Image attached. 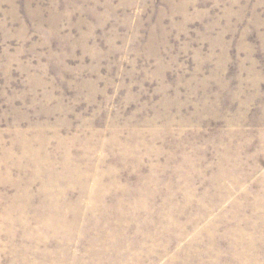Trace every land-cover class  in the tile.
Returning a JSON list of instances; mask_svg holds the SVG:
<instances>
[{
    "label": "rangeland",
    "instance_id": "374dc122",
    "mask_svg": "<svg viewBox=\"0 0 264 264\" xmlns=\"http://www.w3.org/2000/svg\"><path fill=\"white\" fill-rule=\"evenodd\" d=\"M0 264H264V0H0Z\"/></svg>",
    "mask_w": 264,
    "mask_h": 264
},
{
    "label": "bare ground",
    "instance_id": "6f19581e",
    "mask_svg": "<svg viewBox=\"0 0 264 264\" xmlns=\"http://www.w3.org/2000/svg\"><path fill=\"white\" fill-rule=\"evenodd\" d=\"M21 139V138H20ZM25 140V139H24ZM21 141V140H20ZM25 142V141H24ZM21 143V142H20ZM23 144V143H22ZM25 144H26V142H25ZM18 145V144H17ZM27 145V144H26ZM30 146V145H29ZM19 147H24V145L23 146H19ZM28 149V148H27ZM37 151V150H36ZM35 153V152H34ZM20 154V153H19ZM32 154V153H31ZM46 155V154H45ZM29 156V155H28ZM37 156V155H36ZM40 156V155H39ZM38 157V156H37ZM25 158V157H24ZM30 158V157H29ZM40 158V157H39ZM35 159V158H34ZM17 160V159H16ZM15 161V160H14ZM24 161V160H23ZM22 161V162H23ZM26 161V160H25ZM18 162H19V160H18ZM40 162H42V161H40ZM17 163V162H16ZM28 163L31 165V159H29V161H28ZM16 165V164H15ZM28 165V164H27ZM23 166V165H22ZM34 166V165H33ZM20 167V166H19ZM19 169V168H18ZM17 169V170H18ZM23 171V170H22ZM11 175V174H10ZM36 177V176H35ZM23 185V184H22Z\"/></svg>",
    "mask_w": 264,
    "mask_h": 264
}]
</instances>
